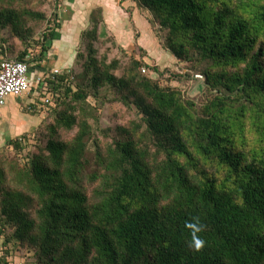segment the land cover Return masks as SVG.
I'll return each mask as SVG.
<instances>
[{
    "label": "trees",
    "instance_id": "trees-1",
    "mask_svg": "<svg viewBox=\"0 0 264 264\" xmlns=\"http://www.w3.org/2000/svg\"><path fill=\"white\" fill-rule=\"evenodd\" d=\"M62 1L0 0V59L42 68ZM126 1L152 15L186 74L136 49L102 54L114 40L93 12L75 64L49 82L51 117L0 154V264L15 245L33 264H264V0ZM196 73L199 102L162 83ZM113 103L129 118L103 128Z\"/></svg>",
    "mask_w": 264,
    "mask_h": 264
},
{
    "label": "rangeland",
    "instance_id": "rangeland-1",
    "mask_svg": "<svg viewBox=\"0 0 264 264\" xmlns=\"http://www.w3.org/2000/svg\"><path fill=\"white\" fill-rule=\"evenodd\" d=\"M29 2L34 9H39L42 4L43 7L48 8L49 11H52L53 8L52 5L47 6L45 0H29ZM64 2L65 0L60 3L61 6L59 12ZM97 4L103 8L105 7V4L101 0H97ZM130 8L127 11L128 14L126 12L123 13L122 20L126 21V23L128 24V28L130 26L132 30H109L110 36H112L114 42H112L113 44H111L107 41V43L100 45L101 53L108 54L110 58H119L126 61V59L131 55H135L136 49V51H138L139 53L138 55L143 53L146 62L151 66H158L161 71L169 70L170 74H181V76L186 74L185 64L178 62L169 52L163 49L160 42V38L162 37V35L156 27L153 26V30H138L135 28L133 21L130 22L128 20L130 18L129 14L134 12ZM115 11L116 10H112L111 12L115 13ZM152 20L153 17L150 14L148 21H150L151 24ZM64 31L67 32L68 30ZM69 36L72 38L71 41H69V39L66 37L64 40L54 41V48L56 49L54 54L58 57L54 60V57L52 56L49 57V61H45L46 72H49L53 69V66L50 65V61L52 60L55 61L56 67H62L66 62H75L77 54L81 49V44L77 47L76 50L74 42L77 41V36L76 34L72 33L69 34ZM114 43L117 45H115ZM123 50L126 53H124ZM39 71V67L32 69L30 72V76L35 79ZM147 71V69H144L143 73H147ZM169 75L162 80V83H164V85H170L174 88H178L186 97L198 102L204 96V93L206 91L205 78L200 73L193 74L191 75V77H187L184 80L177 79V77L175 76L169 77ZM152 76L154 79H159V75L157 74H152ZM38 97L39 101H36V99H34L36 97H34V95L32 94H30L28 97L17 99L9 98L7 100L6 107L2 113V117H0V144H2L0 146V154H6L10 157H14L15 152L9 148V142L22 136L35 138L36 131L39 130L41 126L47 123L48 119L51 116L49 115L48 110H46V107H39L40 105H42L40 99L43 98V95ZM33 99L35 101L34 106H36L37 111L29 109L31 105H29L28 102ZM102 114L103 128H114L117 125H123L129 118V115L123 109V106L115 103L105 106ZM33 142L34 141L32 140L31 143ZM88 150L89 153L94 152L95 149L92 143L89 145ZM3 245L4 244H2L1 246L0 241L1 253L3 250ZM13 250L16 251L17 254L15 253L11 258L12 264L15 257L25 260L24 264H33L32 262H28L26 259H24L23 255L18 252V246L15 245Z\"/></svg>",
    "mask_w": 264,
    "mask_h": 264
},
{
    "label": "crops",
    "instance_id": "crops-1",
    "mask_svg": "<svg viewBox=\"0 0 264 264\" xmlns=\"http://www.w3.org/2000/svg\"><path fill=\"white\" fill-rule=\"evenodd\" d=\"M101 1L105 4L104 8L97 4V0H65L59 12L61 29L57 32L54 41L64 40L65 37L68 38L69 41H71L72 38L69 36V34L71 33L76 34L77 41H75L74 44L77 50V47L81 44V36L83 32L89 28L91 24V16L96 9L103 10L105 22L109 30H132L130 26L128 28V24L126 23V21L122 20L123 13L125 12L127 13L130 7H132L130 9H132L134 12L129 14L130 18L128 20L130 22L133 21L135 28L138 30H144V29L153 30L150 21H148L150 13L147 10L140 8L136 3H133L132 1H126L122 3L121 0H101ZM112 10H116L115 13H112L111 12ZM64 30H68V31L65 32ZM54 41L51 43L52 51L50 52L49 57L53 56L55 60L58 56L54 54V52L56 51V49L54 48V43H55ZM54 60L50 61V65L53 66L52 70L54 69H59L62 71L69 70L72 68L74 64V62H66L62 67H56ZM39 69H40L39 73L46 72L45 63H43L42 68ZM34 99H36V101L38 100L37 98ZM34 99L28 102L29 105H34L35 102ZM39 107L41 108V105ZM3 110L0 113V117H2ZM1 145L2 144H0V146ZM0 241L2 246L3 244L2 237H0ZM0 255H1V247H0ZM11 264H12V260H11ZM13 264H24V260L15 257V259L13 260Z\"/></svg>",
    "mask_w": 264,
    "mask_h": 264
},
{
    "label": "built area",
    "instance_id": "built-area-1",
    "mask_svg": "<svg viewBox=\"0 0 264 264\" xmlns=\"http://www.w3.org/2000/svg\"><path fill=\"white\" fill-rule=\"evenodd\" d=\"M30 70V65L26 62L1 58L0 113L6 107L9 98H23L32 94L39 101L38 96L43 95L42 100L40 99L41 107L46 101L52 99L49 82L55 81L56 77L62 74L63 71L54 69L39 73L34 79L30 76Z\"/></svg>",
    "mask_w": 264,
    "mask_h": 264
},
{
    "label": "clouds",
    "instance_id": "clouds-1",
    "mask_svg": "<svg viewBox=\"0 0 264 264\" xmlns=\"http://www.w3.org/2000/svg\"><path fill=\"white\" fill-rule=\"evenodd\" d=\"M194 222H188L186 227L192 230V240L189 242V246L195 250H200L204 246V241L200 239L196 233L201 230L199 218H193Z\"/></svg>",
    "mask_w": 264,
    "mask_h": 264
}]
</instances>
